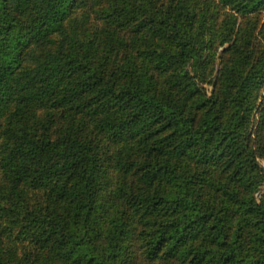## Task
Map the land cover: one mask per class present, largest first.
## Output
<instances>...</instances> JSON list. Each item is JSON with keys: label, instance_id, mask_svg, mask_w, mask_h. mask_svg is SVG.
<instances>
[{"label": "trees", "instance_id": "trees-1", "mask_svg": "<svg viewBox=\"0 0 264 264\" xmlns=\"http://www.w3.org/2000/svg\"><path fill=\"white\" fill-rule=\"evenodd\" d=\"M201 1L0 0V264H264V0Z\"/></svg>", "mask_w": 264, "mask_h": 264}, {"label": "rangeland", "instance_id": "rangeland-1", "mask_svg": "<svg viewBox=\"0 0 264 264\" xmlns=\"http://www.w3.org/2000/svg\"><path fill=\"white\" fill-rule=\"evenodd\" d=\"M199 1H201V0H199ZM214 1H216V3H217V6H215L216 11L219 12V14H221V18H223V16L227 15L228 13L234 14L236 16V18L238 19V20H236V22H238V24H239L242 16H238V14H236V12L234 13V10L231 7L226 6L225 4L221 3L219 0H214ZM261 22L264 23V19ZM230 40H227V42L222 43L221 39L219 37V38L215 39V41H213L214 45L212 46V49H213V51H216V53H217L216 57H218V54H220L226 47H228L230 45V43H231ZM260 40H261L262 44L264 45V41L261 38H260ZM216 64L218 66V59L216 60ZM217 68H219V66ZM215 74H216V72L214 73V75ZM214 75H212V76H214ZM214 88L215 87L213 86V84L207 85V89L209 90V92H212ZM263 104H264V86L261 89L260 97H259V100L257 102V106H256V108H254V110L252 112L251 119H250V133H251V138H252L253 144H255V141H256V137H257L256 133H257V129H258V124L261 121L260 114H261V110L263 108ZM254 167L255 168L253 169V173L255 175L261 176V178H262L260 188L255 193L257 200H260V198L262 197V194L264 193V155L257 156ZM108 172L112 176L111 179H113V175H114L113 167L108 166ZM13 243L15 245H19V241L18 242L14 241ZM18 248H20V247H18Z\"/></svg>", "mask_w": 264, "mask_h": 264}]
</instances>
